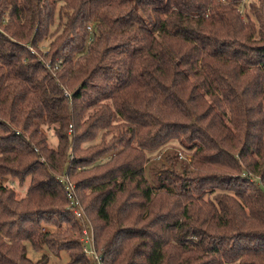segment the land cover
Listing matches in <instances>:
<instances>
[{
  "label": "trees",
  "instance_id": "16d2710c",
  "mask_svg": "<svg viewBox=\"0 0 264 264\" xmlns=\"http://www.w3.org/2000/svg\"><path fill=\"white\" fill-rule=\"evenodd\" d=\"M84 229L100 264H264V0H0V264H97Z\"/></svg>",
  "mask_w": 264,
  "mask_h": 264
},
{
  "label": "rangeland",
  "instance_id": "374dc122",
  "mask_svg": "<svg viewBox=\"0 0 264 264\" xmlns=\"http://www.w3.org/2000/svg\"><path fill=\"white\" fill-rule=\"evenodd\" d=\"M251 1V0H250ZM253 1H256V0H253ZM245 11V10H244ZM244 11L242 13V16H244ZM246 12L247 14H249V8L247 7L246 8ZM55 29V26L52 28L51 32ZM51 38L48 37L47 39H45L40 45H39V52H42L43 54L47 52V49L49 47V44L51 42ZM32 53H36L35 50H32L30 49ZM41 53V54H42ZM37 54V53H36ZM44 61V60H43ZM47 65L49 66H53L51 61H50V58L46 59V61H44ZM57 63L54 64L53 67L57 66L56 65ZM55 69V68H54ZM48 133L49 135V142L50 145H52L53 147L56 145V142L55 140L53 139V136L51 137V132H46ZM51 133V134H50ZM171 147L173 148V146L171 145ZM171 147H167L165 151H168V149H171ZM177 149V148H176ZM178 150V149H177ZM165 151H162L161 153L157 154V155H160L159 157H157V160H159ZM176 155H177V158L179 160H184L186 161L187 163H189L191 161V156L189 155V153H186L182 150H179L176 152ZM153 163V162H150V164ZM154 166L156 165V163L153 164ZM151 167H149V164L147 165L146 167V177L150 183V185H155L156 184V178L154 176V174L152 173V171L150 170ZM9 182H12L13 184H9V183H6L4 182V185L8 186V188H14L17 192V196L21 197L23 196L26 188L28 187V184H29V180L26 179L25 182L23 183L22 186H19L18 183H17V180H13V181H10ZM72 183V182H71ZM73 184V183H72ZM93 249V247H91ZM25 249H26V256L28 259H30L31 261H38L42 255H47L48 256V264H70L69 263V260L65 254L64 251H60L57 255H53V254H50L48 251L44 250L42 252H37V251H34L30 244L29 243H25ZM94 250V249H93Z\"/></svg>",
  "mask_w": 264,
  "mask_h": 264
},
{
  "label": "built area",
  "instance_id": "2783aa9c",
  "mask_svg": "<svg viewBox=\"0 0 264 264\" xmlns=\"http://www.w3.org/2000/svg\"><path fill=\"white\" fill-rule=\"evenodd\" d=\"M87 32L91 31V25H88L86 27ZM59 182L62 184V187L64 189V193L66 194L70 206L72 208L73 214H75L76 218H81V209H79L78 202L74 199V185L68 180L67 176H63L59 178ZM77 207V208H75ZM84 244V252L87 254V256L92 257L96 260L97 264H100V261L98 257L96 256L94 250L92 247V232L90 229H84L83 230V240Z\"/></svg>",
  "mask_w": 264,
  "mask_h": 264
}]
</instances>
